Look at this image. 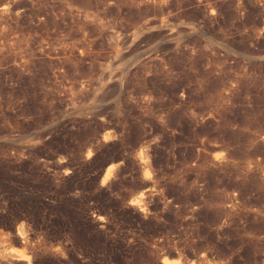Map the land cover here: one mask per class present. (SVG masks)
<instances>
[{
  "label": "rangeland",
  "instance_id": "374dc122",
  "mask_svg": "<svg viewBox=\"0 0 264 264\" xmlns=\"http://www.w3.org/2000/svg\"><path fill=\"white\" fill-rule=\"evenodd\" d=\"M165 259L264 264V0H0V264Z\"/></svg>",
  "mask_w": 264,
  "mask_h": 264
},
{
  "label": "clouds",
  "instance_id": "9594fccd",
  "mask_svg": "<svg viewBox=\"0 0 264 264\" xmlns=\"http://www.w3.org/2000/svg\"><path fill=\"white\" fill-rule=\"evenodd\" d=\"M89 155H91V153H89ZM112 169H109V174L111 173ZM144 176L146 179L148 180H151L152 179V174L148 171H145L144 173ZM108 179V177H105V181ZM143 199H144V193L141 192L140 195L134 199L132 201L133 204L137 205V206H140V211L143 212V213H147L148 212V208L143 206L142 202H143ZM25 259L27 260L28 258L25 257ZM163 264H181V261L179 259H176V260H172V261H169L167 259L164 260Z\"/></svg>",
  "mask_w": 264,
  "mask_h": 264
},
{
  "label": "bare ground",
  "instance_id": "6f19581e",
  "mask_svg": "<svg viewBox=\"0 0 264 264\" xmlns=\"http://www.w3.org/2000/svg\"><path fill=\"white\" fill-rule=\"evenodd\" d=\"M22 53V52H21ZM21 55V54H20ZM24 60V58H22ZM14 252V251H13ZM16 252V251H15ZM17 254V253H16ZM18 256V255H17ZM20 256V255H19ZM26 256V255H25Z\"/></svg>",
  "mask_w": 264,
  "mask_h": 264
},
{
  "label": "snow or ice",
  "instance_id": "6c2138e0",
  "mask_svg": "<svg viewBox=\"0 0 264 264\" xmlns=\"http://www.w3.org/2000/svg\"><path fill=\"white\" fill-rule=\"evenodd\" d=\"M141 155H143V153H141Z\"/></svg>",
  "mask_w": 264,
  "mask_h": 264
}]
</instances>
